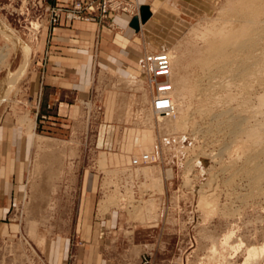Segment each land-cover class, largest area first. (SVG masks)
<instances>
[{
    "label": "rangeland",
    "instance_id": "obj_1",
    "mask_svg": "<svg viewBox=\"0 0 264 264\" xmlns=\"http://www.w3.org/2000/svg\"><path fill=\"white\" fill-rule=\"evenodd\" d=\"M78 1L82 0H0V23L19 39L4 34L0 24V85L24 64L23 51L29 49L24 74L1 92L6 98L0 113L20 124L31 123L38 136L26 189L0 217L1 222L17 224L14 234L0 238V264H42V245L54 242L56 232H69L74 225L70 218L83 214L86 195L92 198L89 216L105 214L110 220L115 213L112 228L98 241L99 261L243 264L247 246L264 244V142L259 145L245 134H235L231 121L240 122L246 130H259L264 141V107L259 103L264 78L234 74L230 80L216 62L205 69L199 59L212 40L209 30L228 19L235 23V12L247 0H221L205 14L183 15L180 31L159 33L163 43L158 42L150 57L164 48L175 52L181 62L172 68L173 80L181 78L187 89L169 125L150 115L153 87L148 75L144 87V79L139 83L127 79L128 88L136 94V103L128 111L118 110L121 97L113 94L115 89L106 111L102 105L76 108L78 119L65 123L60 137L44 136L39 124L32 126L41 105L24 89L39 61L40 33L68 23L61 21L60 10ZM139 9L132 17L122 16L136 17ZM95 21L113 26L109 15L104 23ZM104 117L116 122L110 146L102 141L99 125ZM142 153H152L155 161L138 171L131 169L130 158ZM252 164L259 167L258 182L253 179ZM118 170L120 176H116ZM85 182L95 184L94 192L70 190ZM226 236H230L228 243H223ZM81 245L72 239L73 249ZM66 264L83 261L71 253ZM251 264H264V257Z\"/></svg>",
    "mask_w": 264,
    "mask_h": 264
},
{
    "label": "crops",
    "instance_id": "obj_2",
    "mask_svg": "<svg viewBox=\"0 0 264 264\" xmlns=\"http://www.w3.org/2000/svg\"><path fill=\"white\" fill-rule=\"evenodd\" d=\"M130 1H136L140 7L148 6L150 12V17L140 25L138 31L130 27L132 18L111 14L109 21L112 27L95 20L71 21L45 28L40 33L37 42L39 61L33 72L29 73L24 91L36 97L41 105L39 118L33 120L34 116L30 114L29 117L33 120L32 126H41L42 135L51 136L54 133L60 137L65 123L78 119L75 116L76 108L84 110L102 105L105 110L115 89L117 91L113 94L121 97L117 103L118 110L128 111L136 103V94L128 88L127 79L132 74L137 81L144 79V87L151 69V51L159 46L158 42L163 43L159 33L164 30L180 31L183 15L193 17L205 14L215 9L221 0ZM115 123L104 117L99 125L103 129L102 141L109 146L114 142ZM29 124L24 120L20 124L11 117H5L4 112L0 113V217L5 216L14 201H19L26 189V178L38 137ZM72 139L73 136L70 137ZM119 171L116 176H120ZM73 186H70V190L75 188L84 193L95 190L93 183ZM84 198L82 201L85 205L81 207L83 214L70 218V223L74 225L69 232H56L54 242L42 245V264H66L71 253L80 256L83 264H96L97 261L106 264V260L96 259V256H100L97 245L99 239L105 237V231L115 223V213L110 215V220L105 214L103 217H91L89 207L92 198L90 195ZM16 230L17 224L0 221V238L5 234H14ZM74 238L82 245L73 249Z\"/></svg>",
    "mask_w": 264,
    "mask_h": 264
},
{
    "label": "bare ground",
    "instance_id": "obj_3",
    "mask_svg": "<svg viewBox=\"0 0 264 264\" xmlns=\"http://www.w3.org/2000/svg\"><path fill=\"white\" fill-rule=\"evenodd\" d=\"M235 17L237 18L236 21L234 20L235 23L232 22L233 20L228 19L225 22L226 24L224 23L225 25L223 24V26L214 29V31L209 30L212 36V40L209 44H207V52L202 58L199 59V64L202 66V68L209 69L212 62H216L219 65V68L225 71V74L229 77L230 80L234 79V74H238L239 76L241 75L240 77L242 78H244L245 76H254V78L256 77L260 78V80H263L261 78H264V0L245 1L235 12ZM0 24L3 27L2 31L4 32V34L13 37L15 40L18 39L15 37L16 34L13 35L12 32L8 28H6L7 26L4 27L5 25H3L2 23ZM2 27L0 28L2 29ZM25 46L28 47V45ZM162 51V53L166 54L167 58L169 59V80L171 84L169 98L173 110L172 113L168 116L155 113L151 107L149 109V112L150 115H157L156 119L160 124L167 123V125H169L170 123L168 122H170V120L175 115H177L178 111L180 110L179 104L182 98H184L187 89L183 85L181 78L175 77L173 80L172 68L180 65V57L175 55V52L169 50V48H164ZM23 52L25 53L24 64H22L19 69H17L18 71H16L15 73L13 72L14 74L5 79V81L0 85V103L6 98V96L4 95V97L2 93L4 92L3 90L5 88L7 89L8 83H10V81H15L21 78L22 74H24L26 70L25 64L29 54V49L25 47ZM237 77L238 76H236L235 78ZM129 79H131V82L139 83V81L137 82V78L133 76V74L129 77ZM230 80H228V82ZM260 80L258 81L260 82ZM139 86H142V84ZM246 88L248 87L246 86ZM246 88L245 91H247ZM259 103L262 107H264V96L259 98ZM231 122L235 134H245L248 139H251L252 142H255L259 145L264 142L262 141L259 130L253 129V127L252 129L249 128V130H246L242 128L243 125L240 122ZM251 172L253 173V179L258 182L261 179V176L257 164H252ZM229 237H224L223 243H228ZM239 248L240 246L238 245L235 247V250L237 251ZM211 251H215V248L213 246L211 247ZM263 257L264 244L260 246H247L245 248V259L243 264H251L258 261L259 259H262Z\"/></svg>",
    "mask_w": 264,
    "mask_h": 264
},
{
    "label": "built area",
    "instance_id": "obj_4",
    "mask_svg": "<svg viewBox=\"0 0 264 264\" xmlns=\"http://www.w3.org/2000/svg\"><path fill=\"white\" fill-rule=\"evenodd\" d=\"M139 5L136 2L126 0H82L75 2L70 8H62L61 21H84L89 22L98 19L104 20L111 14L134 16L138 12ZM151 69L148 82L153 87L151 108L155 113L168 116L172 113V105L169 98L171 84L169 80V59L166 54L160 52L150 57ZM155 161L152 153H142L130 158L129 167L136 169Z\"/></svg>",
    "mask_w": 264,
    "mask_h": 264
},
{
    "label": "water",
    "instance_id": "obj_5",
    "mask_svg": "<svg viewBox=\"0 0 264 264\" xmlns=\"http://www.w3.org/2000/svg\"><path fill=\"white\" fill-rule=\"evenodd\" d=\"M150 17L148 6H141L139 9V15L133 17L130 21V27L135 31H138L141 24H144Z\"/></svg>",
    "mask_w": 264,
    "mask_h": 264
}]
</instances>
